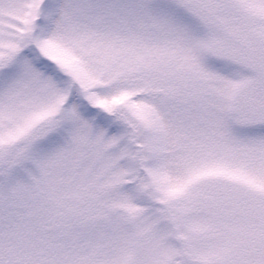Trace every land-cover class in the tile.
<instances>
[{"label": "rangeland", "instance_id": "rangeland-1", "mask_svg": "<svg viewBox=\"0 0 264 264\" xmlns=\"http://www.w3.org/2000/svg\"><path fill=\"white\" fill-rule=\"evenodd\" d=\"M0 264H264V0H0Z\"/></svg>", "mask_w": 264, "mask_h": 264}, {"label": "water", "instance_id": "water-1", "mask_svg": "<svg viewBox=\"0 0 264 264\" xmlns=\"http://www.w3.org/2000/svg\"><path fill=\"white\" fill-rule=\"evenodd\" d=\"M150 188L153 189V190H155L156 186H155V183L154 182H151L150 183Z\"/></svg>", "mask_w": 264, "mask_h": 264}]
</instances>
